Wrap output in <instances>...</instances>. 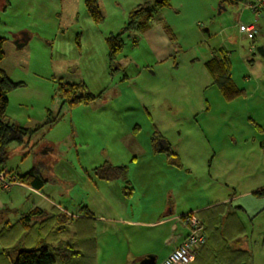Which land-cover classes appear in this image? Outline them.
Listing matches in <instances>:
<instances>
[{"label": "rangeland", "instance_id": "1", "mask_svg": "<svg viewBox=\"0 0 264 264\" xmlns=\"http://www.w3.org/2000/svg\"><path fill=\"white\" fill-rule=\"evenodd\" d=\"M170 1V7L154 13L143 30L123 35L124 45L113 62L118 69L111 70L105 39L122 29L129 13L143 0H98L101 22L91 19L84 0H0V38L4 39L0 68L9 80L22 84L8 94L5 119L27 131L23 142L7 145L1 167L24 174L35 164L58 179L52 183L44 170L47 181L38 192L20 185L0 190V264H12L11 251L18 244L31 249L45 243L55 264H123L127 253L140 251L146 242L150 244L145 248L153 249V232L144 226L138 231L126 228L131 234L127 237L114 232L97 236V230L82 236L87 228L84 220L76 219L77 202L86 204L92 191L88 175L80 167V163L82 167L90 164L85 156L140 153L137 139L143 144L155 127L172 153H182L187 164L189 158L192 161L197 182L188 188L190 200L195 202L196 184L205 193L230 182L240 165L232 154L248 153L243 159L247 162L251 153L259 151L264 130L257 133L247 117L264 129V54L257 51L259 46L264 49V14L254 22L259 32L251 43L239 30L240 23L254 20L252 12L244 8L250 0H237L239 8L231 3L234 1ZM165 25L171 26L174 39ZM24 34L27 42L19 47L17 40ZM220 47L229 53L233 81L251 93L247 98L228 102L213 82L205 64ZM123 73L127 79L118 84ZM61 80L83 82L87 91L102 97L73 108L63 104L58 123L41 126L47 111L55 114L61 104ZM134 123L141 127L138 138L129 135ZM50 147L57 154L51 155ZM216 153H227L226 158L222 160ZM229 186L235 192L242 189L236 183ZM259 201L264 198L251 200ZM53 202L73 215L67 223L55 217L58 210ZM1 205L10 211L4 212ZM36 208L46 216L24 223L23 215ZM16 210L23 214L16 216ZM260 212L252 217L255 224L264 220ZM64 217L59 216L60 221L67 220ZM198 218L208 236L218 231L216 215L209 221L210 232L204 219ZM256 230L251 239H242L251 242L248 264H264V226ZM167 237L162 234L155 244L168 243ZM213 239L229 240L215 234ZM113 242L123 252L118 262L117 254L110 253ZM67 251L70 254L64 259Z\"/></svg>", "mask_w": 264, "mask_h": 264}, {"label": "crops", "instance_id": "2", "mask_svg": "<svg viewBox=\"0 0 264 264\" xmlns=\"http://www.w3.org/2000/svg\"><path fill=\"white\" fill-rule=\"evenodd\" d=\"M169 2L171 3L170 0ZM225 2L231 1L226 0ZM231 3L237 8L240 7V4L236 1ZM249 23L251 22L247 24ZM169 28L172 31L171 26ZM256 32H259L257 26L254 30L255 35ZM246 36L251 39L249 35ZM252 42L253 38L251 39V43ZM219 49L224 48L220 47ZM224 50L227 55H229L228 51L226 49ZM126 79L127 75L123 73L118 79V84H124ZM241 88L244 90L243 94L228 102H233L239 97L247 98V96L251 94L243 87ZM101 97L100 95V97L94 101L97 102ZM60 107H62L61 104L55 114L54 111L51 110L54 116L59 115ZM124 107H127V110L131 109L130 106ZM246 110L249 114L250 111L248 108ZM59 120L60 117L49 127L58 123ZM247 121L253 126L257 133L264 130L261 128V125L252 120L250 116L247 117ZM140 131V125L134 123L131 131H129V135L137 137ZM155 132L159 131L155 129V127L151 128L148 131L149 134H147L148 138L143 144H140V140L137 139L139 145H137L136 149H140V153H102V155L101 153H97V155H94L93 159L92 157L87 158V156H85V158L90 161V164H84V167H82L79 162L82 170L88 175V182L92 185V191L88 193L89 199L85 200L86 204H84L83 200H80L79 203L77 202L78 213L76 214V219L84 220L82 224L87 228L82 231V236L85 235L87 231V233L90 231L94 233L97 230V236L106 232H114L116 234H123L127 237L131 234L127 232L128 230L126 228H135L131 230L138 231L141 226L149 227L153 232L151 234L154 239L151 245L153 249L149 250L145 248L150 244L146 242V245L140 248V251L131 250L127 253V258L123 259V264H139L138 261L140 259L150 254L155 255L156 264H159L160 261L180 244L186 234L187 230L181 222V217L187 212L194 211L198 217L204 219V223L207 225V231L212 230L209 221L216 215V227L219 223V229L216 233H210L209 236L206 234L205 245L198 251L195 259L188 264H232L231 259L234 257L233 254L235 251L251 254V242L247 241V243H244L243 238L251 239L254 233L257 232L256 229H258L259 226H264V220L255 224V220L252 218L257 213L259 214L261 209H264V202H251L252 198H264V194H257L258 191L264 190V139L259 140V151L251 153V160L243 162L244 158L245 160L247 159L248 153H235L232 154V157L230 156L240 163V165L237 166L238 169L236 174L230 176V182L219 183L218 187L210 192L206 191L205 193H203L198 188V184H196V186H194L196 201L192 202L190 200L192 192H189L190 189L188 188L190 183L194 182V180L196 181V179L193 180L192 171L195 170L192 161L189 158L190 162L187 164L182 157V153H174L179 160V166L169 163L166 153L155 149V143H153V135ZM160 136L163 137L161 134ZM162 141H165L169 145L164 137ZM48 150H50L51 155L57 154L53 153L56 152L55 147H50ZM156 151L158 153H156ZM77 154L79 159V153ZM216 154L223 160L226 158L227 153ZM196 157L202 156L196 154ZM209 160H211V158ZM105 164L114 167L126 166V174L115 179L100 178L96 175L95 169ZM33 166L36 165L34 164ZM38 168L44 179L43 186H45L47 181L44 178L45 176H43L42 171L44 170L47 171V175L51 178L52 183H58V179L51 176L46 168L44 170L41 166H38ZM0 169L5 171L1 166ZM15 174L19 176L23 175L19 170H17ZM21 183L20 186L26 187L33 192H38L44 188L43 186L34 188L29 182ZM230 183H236L239 187H242V189L239 192H235L233 188L230 189ZM85 194L87 197V193ZM185 197H187L188 200L185 201ZM63 199L67 200L66 197ZM53 204L58 210L55 213V217L60 220L59 216L64 217L67 213V217H64L67 218V223L69 221V215L71 214H69L66 208H62L54 202ZM1 207L3 208H1L2 210L7 209L3 207V205H1ZM5 210L4 212H6ZM105 213H110L114 216L113 218H109L104 215ZM261 213H264V210H262L260 214ZM20 214L23 213L19 210L16 216ZM45 216L46 214L44 213L43 217ZM164 233L167 234L169 242H166V244H155L159 236ZM214 234L218 239L226 238L229 240L227 242H216L213 239ZM118 248L119 247L113 242L110 253L117 254L114 256L117 258V262L123 258V252L120 251V248L118 250ZM236 264L239 263L236 261Z\"/></svg>", "mask_w": 264, "mask_h": 264}, {"label": "trees", "instance_id": "3", "mask_svg": "<svg viewBox=\"0 0 264 264\" xmlns=\"http://www.w3.org/2000/svg\"><path fill=\"white\" fill-rule=\"evenodd\" d=\"M250 1L254 2L255 0ZM84 3L86 11L91 19H93L95 22H101L102 17L99 13L98 0H84ZM169 5V0H143L140 5H138L129 13L128 19L124 23L122 29L119 32L114 34L112 33L106 37L105 42L107 45V59L111 70L118 69L113 62L117 55L121 52L124 45L123 35L131 30H143L146 25L149 24L154 13L156 14L161 8L169 7ZM262 14H264V10H262ZM165 29L167 30V33L171 36V38L174 39V35L168 25H165ZM254 35L255 34L252 33L249 36L251 39H254ZM3 40V38H0V61L3 58ZM219 50V53H216L214 51L212 56L206 62L205 66L210 72L213 78V82L218 87L221 96L226 101H231L237 96L243 94L244 90L241 87L237 86L235 81H233V77L231 76L230 56L227 55L224 49ZM21 85V83H14L9 80L5 72L0 68V166L2 162L7 158V145L13 141L21 143L27 135L26 130L19 128L15 124L7 122L5 119L8 105V94ZM58 95L61 105L66 104L70 108H73L79 104H88L100 97V94L94 95L93 93L87 91L86 85L83 82H64L62 80L60 81L58 86ZM52 113L53 112H51V110L47 111L46 118L44 119V122L41 126H50L58 119L59 115L54 116ZM160 139L163 140V137H161L158 132H155L153 135V143ZM162 152L166 153L169 163L179 166L177 155H174V153L170 151L169 145ZM126 170V166L114 167L105 164L101 167L96 168L95 173L97 176L103 179H115L120 176H124L126 174ZM19 180L21 182H29V184L34 188H40L44 184V179L40 174L38 166H33L22 176H19ZM257 194H264V190L258 191ZM5 211L8 212L10 210L6 209ZM43 216V211L34 209L29 214L23 216V222L29 223L31 220L42 218ZM59 222L65 224L66 219L64 221L59 220ZM204 245L205 243L199 248V250ZM48 251V247L45 243H41L38 247L31 249L23 248L20 244H18L14 246V248H12L11 263L55 264L54 256L51 255ZM73 253L74 252H72L71 254ZM69 254V251H67L66 255H64L63 258H67ZM243 255H245V258L241 259ZM233 256L234 257L231 259L232 264H236V261L239 264H248L246 263V261L248 257L250 258L249 253L246 254L245 252L240 251H235Z\"/></svg>", "mask_w": 264, "mask_h": 264}, {"label": "built area", "instance_id": "4", "mask_svg": "<svg viewBox=\"0 0 264 264\" xmlns=\"http://www.w3.org/2000/svg\"><path fill=\"white\" fill-rule=\"evenodd\" d=\"M244 8L249 9L254 17L249 24L240 23L239 30L248 35L254 33L255 23L264 10V0L247 1ZM20 185L18 176L15 173L5 172L0 169V190H8L12 185ZM181 222L186 228V234L180 244L173 249L159 264H188L193 261L199 248L206 241V234L203 225L194 211L185 213Z\"/></svg>", "mask_w": 264, "mask_h": 264}, {"label": "water", "instance_id": "5", "mask_svg": "<svg viewBox=\"0 0 264 264\" xmlns=\"http://www.w3.org/2000/svg\"><path fill=\"white\" fill-rule=\"evenodd\" d=\"M27 39L28 37L26 36V34H24L22 39L17 40L18 46L20 47L22 44H25L27 42ZM257 51L261 54H264V49H262L261 46L257 47ZM138 263L139 264H156V257L155 255H152V254L146 255L144 258L140 259Z\"/></svg>", "mask_w": 264, "mask_h": 264}, {"label": "flooded vegetation", "instance_id": "6", "mask_svg": "<svg viewBox=\"0 0 264 264\" xmlns=\"http://www.w3.org/2000/svg\"><path fill=\"white\" fill-rule=\"evenodd\" d=\"M168 147L167 143L165 141L162 140H157L155 142V149L159 150V151H163Z\"/></svg>", "mask_w": 264, "mask_h": 264}, {"label": "clouds", "instance_id": "7", "mask_svg": "<svg viewBox=\"0 0 264 264\" xmlns=\"http://www.w3.org/2000/svg\"><path fill=\"white\" fill-rule=\"evenodd\" d=\"M17 175V174H16ZM18 176V175H17ZM18 179H19V176H18ZM20 181V180H19ZM20 183H21V181H20ZM22 184V183H21ZM198 217V216H197Z\"/></svg>", "mask_w": 264, "mask_h": 264}]
</instances>
